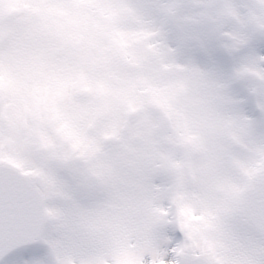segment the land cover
<instances>
[{
	"label": "snow or ice",
	"instance_id": "snow-or-ice-1",
	"mask_svg": "<svg viewBox=\"0 0 264 264\" xmlns=\"http://www.w3.org/2000/svg\"><path fill=\"white\" fill-rule=\"evenodd\" d=\"M0 264H264V0H0Z\"/></svg>",
	"mask_w": 264,
	"mask_h": 264
}]
</instances>
